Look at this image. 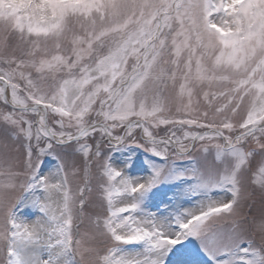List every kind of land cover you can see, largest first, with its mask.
Masks as SVG:
<instances>
[{
    "label": "snow or ice",
    "instance_id": "1",
    "mask_svg": "<svg viewBox=\"0 0 264 264\" xmlns=\"http://www.w3.org/2000/svg\"><path fill=\"white\" fill-rule=\"evenodd\" d=\"M0 264H264V0H0Z\"/></svg>",
    "mask_w": 264,
    "mask_h": 264
},
{
    "label": "rangeland",
    "instance_id": "2",
    "mask_svg": "<svg viewBox=\"0 0 264 264\" xmlns=\"http://www.w3.org/2000/svg\"><path fill=\"white\" fill-rule=\"evenodd\" d=\"M73 187H75V183H73ZM242 211L246 213V212L249 211V209H248V208H244ZM260 211H261V210H260V208H259V204H257V207H256V209H255V215H256L257 217L260 216ZM87 227H88L87 222H85V224L81 226L82 230H83V229H86ZM257 242H258V237H257Z\"/></svg>",
    "mask_w": 264,
    "mask_h": 264
}]
</instances>
